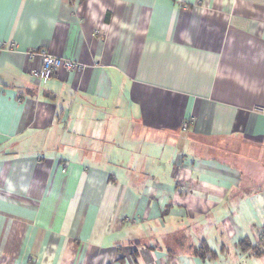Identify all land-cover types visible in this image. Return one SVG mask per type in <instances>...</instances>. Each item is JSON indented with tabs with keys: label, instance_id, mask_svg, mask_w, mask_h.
I'll return each instance as SVG.
<instances>
[{
	"label": "crops",
	"instance_id": "obj_1",
	"mask_svg": "<svg viewBox=\"0 0 264 264\" xmlns=\"http://www.w3.org/2000/svg\"><path fill=\"white\" fill-rule=\"evenodd\" d=\"M0 43V264H264V0H0Z\"/></svg>",
	"mask_w": 264,
	"mask_h": 264
},
{
	"label": "built area",
	"instance_id": "obj_2",
	"mask_svg": "<svg viewBox=\"0 0 264 264\" xmlns=\"http://www.w3.org/2000/svg\"><path fill=\"white\" fill-rule=\"evenodd\" d=\"M10 47H14V43L8 44ZM6 44L0 43V49H5ZM41 63L38 67L31 70V75L34 78H49L56 75L59 70L64 69L66 72H81L84 69V65L72 59L62 58L54 54L49 53L47 50L42 49L39 51ZM187 123L183 125L187 127Z\"/></svg>",
	"mask_w": 264,
	"mask_h": 264
},
{
	"label": "trees",
	"instance_id": "obj_3",
	"mask_svg": "<svg viewBox=\"0 0 264 264\" xmlns=\"http://www.w3.org/2000/svg\"><path fill=\"white\" fill-rule=\"evenodd\" d=\"M203 254H204V252H203Z\"/></svg>",
	"mask_w": 264,
	"mask_h": 264
}]
</instances>
